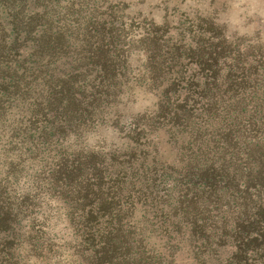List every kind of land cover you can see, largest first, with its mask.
Wrapping results in <instances>:
<instances>
[{
  "label": "rangeland",
  "instance_id": "obj_1",
  "mask_svg": "<svg viewBox=\"0 0 264 264\" xmlns=\"http://www.w3.org/2000/svg\"><path fill=\"white\" fill-rule=\"evenodd\" d=\"M83 1H60L45 20L92 28L109 46L73 50L74 71L61 64L51 102L73 98L85 114L97 76L112 86L87 116L93 126L72 121L52 131L59 139L32 108L3 118L11 220L0 224V264H264V181L238 166L264 139V0H93L97 21L91 10L74 23L68 11ZM167 105L183 118L157 121Z\"/></svg>",
  "mask_w": 264,
  "mask_h": 264
},
{
  "label": "trees",
  "instance_id": "obj_2",
  "mask_svg": "<svg viewBox=\"0 0 264 264\" xmlns=\"http://www.w3.org/2000/svg\"><path fill=\"white\" fill-rule=\"evenodd\" d=\"M60 1L63 0H0V123L12 109L22 110V108L26 107L29 110L32 108V110H35V117H40L48 123H51L50 119L54 121L51 124L52 128L48 136L49 138L56 137V139H59L60 135H55L52 131L58 129L69 132L70 129L74 128L72 121L79 120L78 124H84L88 127L93 126L95 119L92 121L89 119L91 117L87 116L92 114V118H95V115H99L98 112L101 110L99 101L103 93L102 89L105 87L104 83L109 81L108 85H111L110 82L112 80L109 77L97 76V79L100 78L99 84L93 88L91 87L89 98L87 97L86 100L80 102L82 107L89 109L90 112L88 113L84 114L83 112L82 114L81 112L72 111L73 98L62 107L51 102L54 100L55 95H58L61 91V89L56 91L55 88L58 82L54 78L61 64L63 63L66 66V71L71 69L74 71V68L70 67L71 60L74 59L71 56L73 50H77V53L93 54L94 56L101 54L104 47L109 46V43L103 44L104 37L103 35H98L97 31L96 34L91 35V32H93L92 28L84 32L79 27H76L73 32L53 30L52 26L49 25L50 18L47 21L45 19L48 17V8H54ZM83 2H85L83 5L86 9L80 7L77 11L69 10L68 13L71 17H74V23H76L84 11L89 12L92 10L93 15L89 14L91 18L87 20L92 24L93 19L94 21H97V19L94 18L93 7H88L89 5L94 6V1L84 0ZM78 4L81 6V2H78ZM2 13L7 15L8 21L2 19ZM53 17L57 18V23H60L63 16L56 17L53 14ZM91 39H96L97 41L91 44ZM75 60L74 62H76ZM94 70L99 75L102 73L98 69ZM77 74H79V71L74 73V75ZM118 76L121 77V75ZM94 88L99 91L97 90L94 93ZM114 88L112 90L115 91L114 96L122 92V85H115ZM44 89L49 90L48 97L50 98H46V101L41 102L40 91ZM36 100L39 103L36 104ZM168 108V105L165 108H162V106L158 107L155 114L157 121L175 124L177 120L179 121L183 118H181L183 114L178 112L170 116L171 111ZM182 108V106H177L175 109L180 112ZM59 119H61V125L56 127L57 123H55V120L57 122ZM4 129L5 126L0 125V134L2 136L4 135ZM88 159L86 162H88ZM243 159V163H238V166L243 167L244 171L242 174L244 178L250 182H263L264 139L254 144ZM73 164L72 173L80 174L83 164L79 163V161H74ZM97 169L93 167V171ZM55 180H60V177ZM4 192V189L1 188L0 224L11 220L9 217L11 212L8 211L11 209V205L7 203V198L3 197L5 195ZM247 252V250H244V254Z\"/></svg>",
  "mask_w": 264,
  "mask_h": 264
}]
</instances>
